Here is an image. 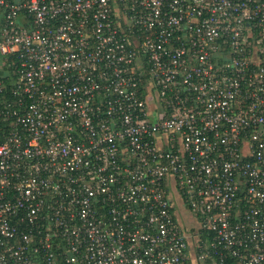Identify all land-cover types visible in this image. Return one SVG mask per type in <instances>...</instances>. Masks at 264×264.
<instances>
[{
  "label": "built area",
  "instance_id": "built-area-1",
  "mask_svg": "<svg viewBox=\"0 0 264 264\" xmlns=\"http://www.w3.org/2000/svg\"><path fill=\"white\" fill-rule=\"evenodd\" d=\"M0 264H264V0H0Z\"/></svg>",
  "mask_w": 264,
  "mask_h": 264
}]
</instances>
